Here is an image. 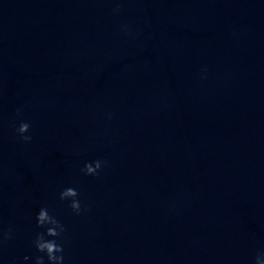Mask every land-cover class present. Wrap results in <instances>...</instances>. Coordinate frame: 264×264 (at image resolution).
<instances>
[{
    "label": "water",
    "instance_id": "water-1",
    "mask_svg": "<svg viewBox=\"0 0 264 264\" xmlns=\"http://www.w3.org/2000/svg\"><path fill=\"white\" fill-rule=\"evenodd\" d=\"M41 207L64 264H254L264 0H0V264L42 255Z\"/></svg>",
    "mask_w": 264,
    "mask_h": 264
},
{
    "label": "clouds",
    "instance_id": "clouds-1",
    "mask_svg": "<svg viewBox=\"0 0 264 264\" xmlns=\"http://www.w3.org/2000/svg\"><path fill=\"white\" fill-rule=\"evenodd\" d=\"M119 10V6H117L113 11L118 12ZM125 31H127L126 27ZM29 129L30 124L23 121L15 129L18 138L24 143H30L32 140L31 135H26V133H29ZM104 164H106V161L101 160L85 163L81 171L85 175L97 176ZM78 197L79 192L73 187H67L59 193V199L61 201H70L69 207L76 215H79L82 211L81 202ZM36 227L44 229V231L37 232L33 240L36 251L42 254L35 257L34 264H45V257L47 258L48 264H64V245L63 243H59L57 239L63 237V233L65 232L64 225L50 213L47 207H41L36 215ZM11 239V228L7 231H0V246ZM24 259L28 260L29 257L25 256ZM254 264H264V253H258L255 256Z\"/></svg>",
    "mask_w": 264,
    "mask_h": 264
}]
</instances>
